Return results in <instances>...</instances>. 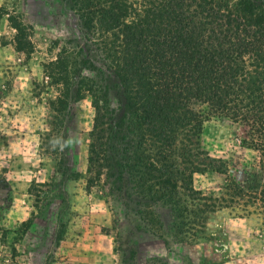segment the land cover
I'll return each mask as SVG.
<instances>
[{
    "label": "rangeland",
    "instance_id": "1",
    "mask_svg": "<svg viewBox=\"0 0 264 264\" xmlns=\"http://www.w3.org/2000/svg\"><path fill=\"white\" fill-rule=\"evenodd\" d=\"M77 2L0 0V264H264L256 214L202 207L187 214L162 191L139 193L120 183L113 168L88 181L95 108L85 84L98 76L90 61L110 72L99 48L105 37L83 26ZM61 55L55 70L66 73V84L45 72ZM121 94L108 96L117 118ZM59 98L69 103L66 116ZM246 137L247 127L229 118L205 123L200 146L228 171L195 173V189L219 193L227 177L244 179L257 156Z\"/></svg>",
    "mask_w": 264,
    "mask_h": 264
},
{
    "label": "trees",
    "instance_id": "2",
    "mask_svg": "<svg viewBox=\"0 0 264 264\" xmlns=\"http://www.w3.org/2000/svg\"><path fill=\"white\" fill-rule=\"evenodd\" d=\"M77 3L83 26L105 37L99 48L110 72L90 61L98 76L85 84L95 108L88 148L94 177L88 181L111 176L113 168L120 183L126 180L139 193L162 191L165 202L181 203L187 214L199 207L239 209L256 214L264 227V0ZM93 38L87 36L97 42ZM64 61L63 55L52 60L45 72L66 84V73L55 70ZM113 90L125 99L118 118L108 105ZM58 105L68 115L69 103L59 98ZM214 116L246 126L243 143L257 152L244 179L227 177L219 193L192 185L195 173L228 171L225 161L200 146ZM178 167L184 178L174 174Z\"/></svg>",
    "mask_w": 264,
    "mask_h": 264
}]
</instances>
